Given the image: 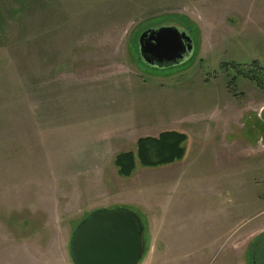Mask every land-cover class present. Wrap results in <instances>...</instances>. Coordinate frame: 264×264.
I'll list each match as a JSON object with an SVG mask.
<instances>
[{"label": "rangeland", "instance_id": "1", "mask_svg": "<svg viewBox=\"0 0 264 264\" xmlns=\"http://www.w3.org/2000/svg\"><path fill=\"white\" fill-rule=\"evenodd\" d=\"M163 26L186 33L193 50L178 65L152 67L139 39ZM254 62L263 78L264 0H0V264H73L74 230L102 209L140 217L142 264L143 206L173 220L194 209L189 217L202 224L217 181L264 178V91L238 74ZM116 118L131 126L113 132ZM103 126L109 134L93 136ZM165 131L200 146L191 175L185 163L137 164L124 179L114 153L92 156V147L64 160L62 174L56 166L70 148L75 158L76 145L134 152Z\"/></svg>", "mask_w": 264, "mask_h": 264}, {"label": "crops", "instance_id": "2", "mask_svg": "<svg viewBox=\"0 0 264 264\" xmlns=\"http://www.w3.org/2000/svg\"><path fill=\"white\" fill-rule=\"evenodd\" d=\"M112 125L113 132H115L116 128L122 130L130 127L131 122H127L126 119L123 121V118L120 120L116 118L115 124ZM107 128H110V126L97 128V132L93 136H107L106 134H109V132H105ZM121 134L124 136L123 131L120 136H122ZM109 136H115V134L112 133ZM187 137L185 157L179 163H185L182 165L189 164V169L182 172L187 175L190 172L191 175L194 171L193 161L196 159V155H199L201 148L198 145L195 151L194 147H189V143L193 139L188 134ZM92 145H85L81 150L79 149L80 146L76 145L75 158L72 154L73 148H70L66 158L59 160L56 165L59 168V173L64 172L61 169L63 166L61 164L69 162L64 160L78 159L88 147H92L90 150L92 156H99L100 154L104 156L112 152L114 155L127 153L124 150L116 151L119 145L114 143L96 142ZM239 148L242 150V145H234L230 148V151L236 155L238 160L241 159ZM190 153L193 154L191 159ZM114 155L112 157L113 163L116 157ZM221 159V167H223L225 162L223 157ZM197 177L193 176V178ZM234 178L235 180L230 182L221 179L217 181L215 186H211L214 191L209 190L211 201L205 203L202 224L192 216L189 217L190 214L194 213V209H188L187 218L180 219V216H178L177 220H173L169 217V219H162L155 209L143 206L142 208L145 211L142 214L146 216L150 247L142 264H168V259L173 257L196 258L198 261L195 264H263L264 188L260 187V183L261 181L264 183V178L259 179L258 177V180L247 181V183L241 177V179H237L238 176ZM145 213L148 214V217ZM173 214L175 217L177 216L176 208L173 209ZM165 226L175 227L176 233L170 234L164 231ZM165 232L169 235H166Z\"/></svg>", "mask_w": 264, "mask_h": 264}, {"label": "water", "instance_id": "3", "mask_svg": "<svg viewBox=\"0 0 264 264\" xmlns=\"http://www.w3.org/2000/svg\"><path fill=\"white\" fill-rule=\"evenodd\" d=\"M140 57L152 67L167 68L184 62L193 50L191 38L174 26L142 33ZM145 226L129 210H97L80 222L70 241L73 264H140Z\"/></svg>", "mask_w": 264, "mask_h": 264}, {"label": "trees", "instance_id": "4", "mask_svg": "<svg viewBox=\"0 0 264 264\" xmlns=\"http://www.w3.org/2000/svg\"><path fill=\"white\" fill-rule=\"evenodd\" d=\"M232 66L238 68V65L233 64ZM252 66L255 70L248 73L240 71L238 74L264 91V77L259 78L258 76L259 72L262 75V69L257 62L252 63ZM235 81L236 78L232 80V82ZM187 138V135L182 132L165 131L157 138L139 139L134 152L120 153L114 158V166L118 175L124 179L130 178L136 171L137 164L143 168H158L183 160Z\"/></svg>", "mask_w": 264, "mask_h": 264}]
</instances>
